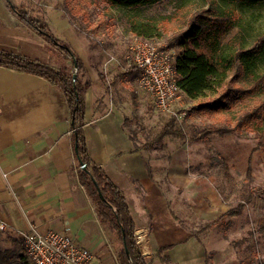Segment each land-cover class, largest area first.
<instances>
[{"label":"crops","instance_id":"obj_1","mask_svg":"<svg viewBox=\"0 0 264 264\" xmlns=\"http://www.w3.org/2000/svg\"><path fill=\"white\" fill-rule=\"evenodd\" d=\"M47 24L58 40L66 36L72 41L76 39L68 21ZM62 29L65 35H61ZM76 41L88 64L82 65L86 67L84 73L77 74L82 83L89 85L84 92L82 126L87 154L113 184L120 182L118 189L133 218L135 242L142 258L148 264H209L203 245L188 235L176 222L175 211L172 212L175 195L183 196L189 182L182 166L186 162L185 150L173 149L176 161L165 163L156 162L154 147L145 150L139 144L134 145L128 137L126 116L114 107L112 95L106 91L107 86L109 91L117 89V84L126 85V79L121 80L125 76L117 80L116 73L110 78L106 76L103 57L89 64L93 58L87 55L88 49ZM0 51L53 66L44 40L26 28L4 0H0ZM101 74L105 75L106 85ZM171 189L172 195L168 194ZM212 199H208L211 208L215 206ZM0 221L7 225L5 241L18 244L20 249V234L65 233L90 251L89 264H118L109 242L111 233L98 222L78 179L66 98L40 77L3 67H0ZM164 249H167L162 252L166 262L156 255Z\"/></svg>","mask_w":264,"mask_h":264},{"label":"rangeland","instance_id":"obj_2","mask_svg":"<svg viewBox=\"0 0 264 264\" xmlns=\"http://www.w3.org/2000/svg\"><path fill=\"white\" fill-rule=\"evenodd\" d=\"M11 3L16 8H24L31 17L43 21L47 26V22L61 24L68 21L76 39L72 41L66 36L60 41L74 52L81 65L88 67L84 54L78 49L77 39L88 49L87 55L93 58L89 64L93 65L103 57L106 76L108 74L110 78L118 71L128 73L129 76L121 79H126V85L120 87L117 84V89L113 88L114 91L111 89L107 93L112 95L114 107L126 116L127 129L136 130L140 149L143 144L154 141L156 133L170 118L174 120L175 129L184 134V139L167 136L161 145L153 146V155L156 162L169 160L172 163L176 159L171 151L185 150L186 162L181 163L189 182L183 196L175 195L172 212L175 211L176 222L188 235L194 236L203 245L208 263L264 264V194L258 192L264 186V153L257 149L253 133L250 130H233L234 122L228 115H216L212 120L196 113L195 108L207 102V98L190 101L180 93L172 104L174 115L157 111L149 95L138 89L137 73L131 74L134 71L129 51L134 38L130 32L131 24L155 26L159 36L149 42L175 57L179 49L169 45V40L185 29L183 23L195 12L222 10L216 0H160L157 4L132 10L111 7L94 0H11ZM224 10L234 17L236 23V27L224 38V52L240 48L232 39L234 36L242 38L241 47L248 49L255 38L264 33V5ZM65 34L63 32L61 35ZM85 68L82 67L80 75ZM255 74H264V57L257 61ZM79 82L82 84L81 80ZM209 127L232 133L222 136L204 133L201 139H193ZM248 169L249 181L246 177ZM201 180L200 184L195 183ZM248 191L252 192L249 201L246 196ZM173 192L174 189H171L168 194L172 195ZM209 197L214 200L213 208L208 203ZM229 209L241 210L238 215L223 216ZM220 217L217 224L201 231L206 223ZM4 232H0V254L6 257L7 264H21L17 254L19 251L24 253L22 245L20 249L18 244L5 241ZM109 242L116 254L112 235ZM7 256H11L10 259Z\"/></svg>","mask_w":264,"mask_h":264},{"label":"trees","instance_id":"obj_3","mask_svg":"<svg viewBox=\"0 0 264 264\" xmlns=\"http://www.w3.org/2000/svg\"><path fill=\"white\" fill-rule=\"evenodd\" d=\"M94 1L119 9L132 10L157 4L160 0ZM4 2L26 28L44 40L53 66L51 63L44 64L17 54L0 51V67L40 77L63 93L68 104L78 179L94 208L98 222L114 238L116 260L118 264H148L136 246L134 221L122 192L88 157L82 126L85 119L84 92L89 85L81 84L78 76L75 81L72 79L73 59L77 63L78 73L82 69L80 61L66 44L51 33L46 23L31 17L24 8L14 7L10 0H4ZM216 2L222 10L195 12L185 24L183 23L182 27L185 29L168 42L169 45L179 49L175 64L176 85L179 93L190 101L208 99L207 102L195 108L196 113L200 116L206 115L212 120L216 115H228L234 122L232 129L250 130L254 135L257 149L264 153V74L261 76L255 74L257 61L264 57V33L257 36L248 49L241 47L242 38H236V36L232 39L240 46L239 49L235 51L232 49L226 53L223 43L226 35L236 27L234 17L224 9L263 6L264 0H216ZM130 32L133 37L148 41L159 36L155 26L143 23L131 24ZM135 72V70L131 71V74ZM119 74L121 73H116V80L123 75L129 76L127 72ZM101 79L106 85L107 80L104 74H101ZM109 87H106L107 92ZM135 133L136 130L128 129V137L134 145H137ZM200 133L193 139H201L204 133L222 136L232 132L209 127ZM167 136L184 139V134L179 129H175L172 118L156 133L154 141L143 144L141 149L146 150L154 145H161ZM81 165L85 166V170L81 168ZM246 177L249 181L250 169L247 170ZM258 192L264 194V186L258 189ZM246 196L249 201L252 192L248 191ZM240 210L229 209L223 216L238 215ZM221 218L206 223L201 231L214 226ZM165 250L167 249L160 250L156 254L162 262L167 261L166 255L162 254ZM18 257L21 264H28L29 261L24 253ZM0 264H7L6 257L1 254Z\"/></svg>","mask_w":264,"mask_h":264},{"label":"built area","instance_id":"obj_4","mask_svg":"<svg viewBox=\"0 0 264 264\" xmlns=\"http://www.w3.org/2000/svg\"><path fill=\"white\" fill-rule=\"evenodd\" d=\"M129 49L138 89L149 95L157 111L174 115L172 104L180 94L175 81L177 56L135 37ZM114 185L119 188L120 182ZM6 228L0 221V232ZM20 240L31 264H89L92 259L90 251L69 234L31 231L20 234Z\"/></svg>","mask_w":264,"mask_h":264},{"label":"water","instance_id":"obj_5","mask_svg":"<svg viewBox=\"0 0 264 264\" xmlns=\"http://www.w3.org/2000/svg\"><path fill=\"white\" fill-rule=\"evenodd\" d=\"M77 74H78L77 63H76V61L73 59V71H72V79H73V81L76 80V78H77ZM81 168H82L83 170H85V166H82V165H81Z\"/></svg>","mask_w":264,"mask_h":264}]
</instances>
